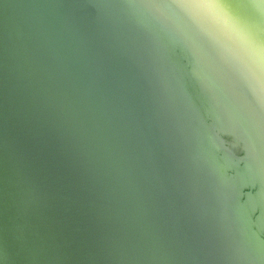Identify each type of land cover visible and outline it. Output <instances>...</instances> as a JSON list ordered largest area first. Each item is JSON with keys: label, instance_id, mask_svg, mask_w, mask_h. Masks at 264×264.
Returning <instances> with one entry per match:
<instances>
[{"label": "water", "instance_id": "obj_1", "mask_svg": "<svg viewBox=\"0 0 264 264\" xmlns=\"http://www.w3.org/2000/svg\"><path fill=\"white\" fill-rule=\"evenodd\" d=\"M0 264H264V0H0Z\"/></svg>", "mask_w": 264, "mask_h": 264}, {"label": "clouds", "instance_id": "obj_2", "mask_svg": "<svg viewBox=\"0 0 264 264\" xmlns=\"http://www.w3.org/2000/svg\"><path fill=\"white\" fill-rule=\"evenodd\" d=\"M189 7V6H188ZM194 13H201L199 9L189 7Z\"/></svg>", "mask_w": 264, "mask_h": 264}]
</instances>
